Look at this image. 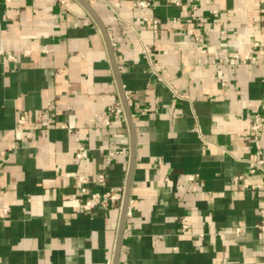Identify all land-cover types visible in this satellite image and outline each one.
I'll list each match as a JSON object with an SVG mask.
<instances>
[{
	"label": "crops",
	"instance_id": "1",
	"mask_svg": "<svg viewBox=\"0 0 264 264\" xmlns=\"http://www.w3.org/2000/svg\"><path fill=\"white\" fill-rule=\"evenodd\" d=\"M82 1L107 30L123 92L78 0H0V44L16 57L0 55V264H113L131 165L127 90L135 150L117 264H264L254 227L264 177L247 162L248 103L264 118V0ZM192 5L202 43L184 21ZM117 102L124 117L107 111ZM260 143L264 159V132ZM100 171L118 199L83 211L75 177ZM238 174L259 187L234 184Z\"/></svg>",
	"mask_w": 264,
	"mask_h": 264
},
{
	"label": "built area",
	"instance_id": "2",
	"mask_svg": "<svg viewBox=\"0 0 264 264\" xmlns=\"http://www.w3.org/2000/svg\"><path fill=\"white\" fill-rule=\"evenodd\" d=\"M5 1L8 2L10 0H5ZM62 1H65V0H61V2ZM206 1H209V0H206ZM170 2L175 5L181 4L180 0H170ZM137 5L143 7L147 5V2L145 0H138ZM194 9H195V6L192 5L187 16L184 18V21L188 24V32L194 36L195 40H197L199 43H202L204 33L196 30V27L194 26V20H195ZM210 12L213 15L217 14L216 9H210ZM151 21L153 23H156L155 20L151 19ZM174 21L178 22L179 18H175ZM141 53L146 59L149 60V50L146 46L142 47ZM0 55H4L10 61H16V57L11 52L4 50L1 44H0ZM231 55L233 57L240 58V59H248L251 57L248 53H244L243 55L240 56L235 51L232 52ZM217 61L222 62L223 60L218 59ZM124 94H125V99L127 100L129 91L128 90L124 91ZM248 105L252 108L249 130H250L251 139H252L253 146H254V153H255V156L253 158L247 159V162L249 163L248 172L250 174L259 172L264 177V159L261 156L262 150H261V143H260L261 136L264 132V118L259 111L258 103L249 102ZM107 111L116 116L124 117V110H123L122 105L119 102L109 105L107 107ZM95 118L96 120L102 121L104 123L108 122L107 118L100 114H95ZM24 123H25V118L23 116H20L17 119V125L21 128L24 125ZM41 124L43 126H48L50 124L49 117L46 114L42 115ZM63 126L66 127L64 124ZM30 134H31L30 132H26V136H30ZM122 151L123 149L121 148H115V149L108 150L105 162L108 163L109 158L111 156H113L116 153L122 152ZM1 154H3V151H0V155ZM86 155H87V148H85L81 144H78L76 156L78 158H83ZM232 182L234 184H241L243 187H249L252 189L259 187V184L252 183L249 180V178L243 174H238L234 176L232 178ZM74 183H75L76 188L79 190V192L87 194L86 198L84 199L82 203L83 211L90 212L95 206H98V205L107 206L109 203H113L118 199L119 188L114 187V186H107L105 175L101 171L97 172L93 178L86 174H79L75 177ZM89 185H94L97 188L93 191H89L88 190ZM4 210H6V206H4ZM180 223H181V231L183 233H186L187 231L186 218L182 217ZM254 227L260 232H264V220H261L257 222L256 224H254ZM245 230H246V227L244 225H237L233 228L232 233L235 236H240L245 232Z\"/></svg>",
	"mask_w": 264,
	"mask_h": 264
},
{
	"label": "water",
	"instance_id": "3",
	"mask_svg": "<svg viewBox=\"0 0 264 264\" xmlns=\"http://www.w3.org/2000/svg\"><path fill=\"white\" fill-rule=\"evenodd\" d=\"M81 4H83L88 11L90 12L91 16L94 18V20L96 21L108 48V53L110 56V60L112 62V66L116 75V79L120 88V91L123 92L122 86L120 84L119 78H118V71H117V66L115 64V58H114V54H113V48L111 45V41L109 38V35L107 33V30L105 28V26L98 20V18L95 16L94 12L91 11L82 0H78ZM122 103L124 106V110H125V115L129 124V129H130V133H131V165L128 171V175H127V179H126V183H125V187H124V194H123V200H122V206H121V214H120V221H119V227H118V233H117V242H116V250H115V256H114V262L113 264H117V259H118V250L120 247V240H121V234H122V230H123V225H124V220H125V213H126V209H127V204H128V199H129V190H130V183H131V175H132V170H133V161H134V150H135V138H134V128H133V124L131 121V117H130V113H129V109L127 107L126 104V100L124 99L123 95H122Z\"/></svg>",
	"mask_w": 264,
	"mask_h": 264
}]
</instances>
